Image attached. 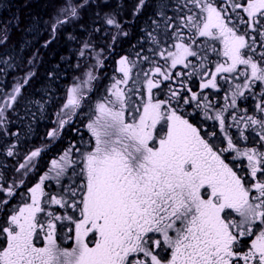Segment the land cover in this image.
<instances>
[{"label":"snow or ice","instance_id":"obj_1","mask_svg":"<svg viewBox=\"0 0 264 264\" xmlns=\"http://www.w3.org/2000/svg\"><path fill=\"white\" fill-rule=\"evenodd\" d=\"M89 6L90 0H59L52 33L81 20ZM145 6L139 0L137 13ZM169 6L161 0L135 59L120 57L94 103L97 67L67 89L46 135L50 142L66 129L79 135L73 119L87 108L88 141L69 140L25 192H17L24 179L5 187L0 176V194L21 197L0 224V264H264V0H175L172 15ZM96 15L117 29L113 42L128 35L115 16ZM101 30L92 28L89 37ZM90 51L91 39L84 40L79 56ZM103 63L97 57L96 65ZM34 75L28 71L10 91L0 90L4 134L6 113ZM221 92L223 104L213 102ZM250 95L259 96V116L239 114L238 100ZM193 105L222 136L181 114ZM15 149L8 146L6 156ZM47 150L34 149L15 171L27 177ZM51 180L57 194L45 191ZM9 202L0 199V207ZM65 231L71 246L58 243Z\"/></svg>","mask_w":264,"mask_h":264},{"label":"trees","instance_id":"obj_2","mask_svg":"<svg viewBox=\"0 0 264 264\" xmlns=\"http://www.w3.org/2000/svg\"><path fill=\"white\" fill-rule=\"evenodd\" d=\"M22 1L25 2V0H15L17 3ZM151 1L153 0H146V6L139 11L141 14L146 13L147 21L145 20L144 29L149 28L150 23L148 20L155 18L154 13L158 10V6L161 2V0H155L156 4L153 7L154 9L152 8V11L147 13V5ZM30 2L33 3V5L30 6V12L26 13L25 16L28 17L29 28L26 29L27 31H22L23 35L21 33V35L17 36L16 29H14V27L11 26L9 22H6L7 12L11 8L13 0H0V90L4 92L10 91L18 79L22 82V78L28 71H31L35 74L30 79L29 83L22 89L21 98L16 104L15 109L6 113L8 120L6 128L8 129L9 134H4L2 131H0V154L3 157H7L5 150L12 144L16 145L15 151L18 154L21 143L15 138L17 135L14 136L10 133L18 132V137H20V135H25V132L32 131L30 137L37 139L34 145L26 147L20 154L13 157H7L10 159V161L0 162V176H2L5 186L16 181L18 174L15 169L18 167L19 163L24 162V157L27 154L36 148L44 147L45 144H50L49 138L46 134L49 130L56 126L55 122L57 120V113L60 111L63 105L62 103L66 90L68 89V85L69 83H72L75 77L81 71L85 70L88 65L86 56L83 58L79 56L82 44H80L78 41L76 43L70 42L71 33L66 32L63 28H61L54 42L56 48L54 55L58 61V64L49 63L48 70L46 71L47 73L42 72L40 74H37L35 69L30 70L28 66L20 68L22 57H24L25 54H34L30 40H33L42 29L41 27H34L35 24L38 23L39 26H42L41 19L43 14H45V11L48 10L49 14L56 6V3H53V0H30ZM164 2L169 3L170 6L173 4L171 3V0H164ZM138 3L139 0H134L132 4L128 6V10L130 7L133 9L134 5L135 11L133 13L137 12L136 10ZM16 10L19 9L16 8ZM109 11L114 12L116 20L121 25H124V28L131 29L134 26L133 23L135 20L131 22V16L133 13L131 15H129V13H123L121 0H109ZM24 15L25 12L22 14L20 11V16L23 17ZM79 21L80 26L88 23V10L85 9V11L82 13V19ZM97 28L102 29L100 24ZM66 30H70V28H66ZM5 35L8 36L6 41L3 39ZM93 39H95L96 46L102 47L104 44H106L103 35L99 32L93 34V37L91 38L92 44L94 42ZM73 43L74 46L70 47V44ZM105 48L106 47L102 48V50ZM139 50L140 49L138 48L134 51H128L127 53L117 56L114 64H111L110 66L112 67L111 72H113L117 67V61L121 56L131 55L133 57V53ZM99 51L100 49L95 47V54L99 53ZM4 60H7L9 63H3L2 61ZM59 64H62L63 68H58ZM49 70H51V72H49ZM105 72L106 70L99 73L103 79L102 82L105 80V75H103ZM96 89L94 93L97 92ZM221 94L223 96V92H221L215 98H212V100L214 102L219 100L220 102ZM254 100L255 98H252L251 95L245 100H238L239 113L243 115L244 110H247V115L259 116L260 113L256 110H252L249 106V104L254 102ZM220 104H223V100L220 102ZM87 111L88 109L85 108L79 116L74 117L73 119L72 126L79 127L81 130L79 135L74 133L71 129H66L62 134L61 139L54 141L48 147L47 151L42 152L41 157L38 159V168L35 170L38 174L48 168V162L50 159L62 152L63 149L68 146L69 140L76 141L79 140L80 137H83L85 142L88 141L89 134L84 127V125L88 122L86 118ZM194 112L199 113L200 110L195 109ZM23 122H32V124L24 126ZM56 151L58 152L56 153ZM25 152L27 153L25 154ZM23 154L24 157L22 158ZM225 155H227V153ZM230 160L231 157L226 158V161ZM1 197L2 194H0V199Z\"/></svg>","mask_w":264,"mask_h":264},{"label":"bare ground","instance_id":"obj_3","mask_svg":"<svg viewBox=\"0 0 264 264\" xmlns=\"http://www.w3.org/2000/svg\"><path fill=\"white\" fill-rule=\"evenodd\" d=\"M53 3H56L55 8L48 14V10L45 11V14L42 16V26H39L38 23L35 24L34 27L38 28L41 27V31L36 35V37L33 40H30L31 47H33L34 54H25L24 57L21 59V67L23 68L25 66H28L30 70L35 69L37 74H40L42 72L47 73L48 70V64L49 63H55L58 64V61L55 57V38L59 34V30L63 28L66 32L71 33V37H75V39H70V42H82L84 40L91 39L93 37V34L91 37H89V32L92 28H97L100 24L102 27V30L99 32L103 35V38L106 42L102 47L95 45V39H93V45L94 48L97 47L100 49L99 53L95 55V58L93 62H96L97 57L99 59L103 60V69L107 70V65L112 63L113 59L117 56H120L124 53H127L128 51H134L139 48V42H141L142 34H144V28L145 23L142 20V14L135 13V21L139 25V28H136L133 26L131 29L121 28L123 29V32L128 33L127 36L119 35L118 39L113 42L112 36L117 35V29L113 26L105 25L103 23L102 19L97 18V13L100 14L102 17L104 13H109L110 15L115 16L114 12L109 11V0H90V6L85 8L89 11V21L87 24L80 26L79 22H72L64 24L62 27L58 29V31L53 34L51 29V24L54 22V19L56 17V13L59 8V0H53ZM134 0H121V6L124 12L128 11V6L132 4ZM82 2V0H81ZM33 5V3L30 2V0H25V2H15L13 0L11 8L7 12V18L6 22H9L11 26L16 29V35H23V30L27 31L26 29L29 28V20L26 16V13L30 12V6ZM19 9V10H16ZM83 10V12L85 11ZM20 11L22 14L25 12V15L23 17L20 16ZM82 12V13H83ZM116 17V16H115ZM60 19H64L63 16L60 17ZM66 28H70V30H66ZM15 35V34H14ZM70 47L74 46L73 44H70ZM106 47L104 50L102 48ZM115 47V48H114ZM29 61H32L30 64ZM143 66V65H142ZM58 68H63L62 64H59ZM51 72V70H49ZM10 88V87H9ZM24 126L31 125L32 122H23ZM14 132V131H13ZM17 137H15L18 141L21 143V147L18 151V154H20L26 147H29L31 145H34L37 141L36 138L30 137V134L32 131L25 132V135H20L18 132ZM58 151H56L57 153ZM27 152H25L26 154ZM17 154V155H18ZM24 157V154L22 155V158ZM21 158V160H22ZM10 161L9 158L3 157L0 154V162H7ZM5 211H3L4 213Z\"/></svg>","mask_w":264,"mask_h":264},{"label":"rangeland","instance_id":"obj_4","mask_svg":"<svg viewBox=\"0 0 264 264\" xmlns=\"http://www.w3.org/2000/svg\"><path fill=\"white\" fill-rule=\"evenodd\" d=\"M172 2L171 3H175V0H171ZM155 4H156V1L155 0H153V1H151V2H149L148 3V5H147V13H149V12H151L152 11V8L155 6ZM118 7H119V5H118ZM154 9V8H153ZM174 7H172V6H170L169 8H168V14L169 15H172L173 14V12H174ZM122 11H123V13H129V15H131L135 10H134V5H133V9L130 7V9L127 11V12H124V10L122 9ZM136 13V12H135ZM135 13H133L132 14V16H131V22L132 21H134L135 20ZM140 14H141V12H140ZM146 13L145 14H142V20H143V22L145 23V20H146ZM147 21V20H146ZM151 21H152V19L151 20H148V22L151 24ZM120 24V23H119ZM134 26L136 27V28H139V25L137 24V22L135 21L134 23ZM120 26H122L123 28H124V25H121L120 24ZM147 47H149V45L148 44H145V48H147ZM95 51H91L90 53H88V55L86 56V58H87V62H88V65H87V68H92V67H97V69H98V74L99 73H101V72H103V71H105L104 69H103V66L102 67H99V66H97L96 65V62H93V60H94V58H95ZM133 59H135V56H133L132 57ZM116 59L117 58H115V59H113V61H112V63L111 64H114V62L116 61ZM111 65L110 64H108L107 65V70H106V72H105V74H103V75H105V80L102 82V78H101V76H100V81H99V83H98V86H97V89H96V91L97 92H95L93 95H92V102L94 103L95 101H96V99L99 97V96H101L102 94H103V92H104V88L106 87V86H108L109 84H110V82H111V78L113 77V75L115 74V72L113 71V72H111V69H112V67H110ZM143 67L144 68H147L148 67V65H143ZM179 67V66H178ZM85 70H83V71H81L76 77H75V79L72 81V83H69V85H68V88L73 84V83H76V82H78L77 80H76V78L77 77H81L82 76V73L84 72ZM194 87H196V89H193L194 91L195 90H197V85H193V88ZM99 90V91H98ZM67 91V90H66ZM166 91V90H165ZM260 91V90H259ZM210 92L211 93H214L215 92V90H210ZM66 94V93H65ZM217 95H211V99L212 98H215ZM221 97H222V94L220 95V102H222V99H221ZM160 98H165L164 97V94L162 93L161 94V96H160ZM258 99H259V96H256L255 97V100H254V102H251V104H249V106L251 107V109L252 110H256L255 109V104L258 102ZM245 100V99H244ZM65 102V97H64V100H63V103ZM62 103V104H63ZM181 111V110H180ZM181 114H183L182 112H181ZM240 114V113H239ZM184 115V114H183ZM227 115V114H226ZM241 115V114H240ZM185 118L186 119H189V121L190 122H192L193 124H195L197 127H199V125L201 126V128L203 129V130H205V131H208V132H212V131H215V132H217L219 135H221L222 136V134H220L219 133V126H218V123L216 122V121H213V120H205V118H204V114H203V112L202 111H200L199 113H197V112H192L191 114H189L188 115V117H186L185 116ZM228 122L230 123L231 122V117H229L228 118ZM240 127L241 128H243V125L241 124L240 125ZM86 131H87V133H88V130L86 129ZM229 133L230 134H232V135H236L237 134V129H236V127L235 126H233L232 128H230L229 129ZM89 134V133H88ZM202 134H203V132H202ZM245 135H248L249 137H250V141L251 140H254L255 138H256V133L252 130V129H248V130H246L245 131ZM216 143L219 145L220 144V141L219 140H217L216 141ZM241 144H242V146L243 145H245V144H247V146H249V147H251V146H258V145H253L252 143H250V142H244V141H242L241 142ZM231 156H229L228 154L227 155H225V158H230ZM226 162H228V161H226ZM233 163H236V162H233ZM245 163H246V161H245ZM38 181V180H37ZM46 184L48 185L46 188H45V191H46V193L47 192H51L52 194H57L59 191H58V188H59V186L56 184V182H55V180H51V181H46ZM31 187V186H30ZM26 191V190H25ZM24 191V192H25ZM20 199H21V197H20V195H17L15 198H13L12 199V201L9 203V207H8V209H7V211L6 212H8V210L9 209H12V208H14L16 205H17V203L20 201ZM62 241L63 242H65V241H67V238H66V236H65V232H62Z\"/></svg>","mask_w":264,"mask_h":264},{"label":"flooded vegetation","instance_id":"obj_5","mask_svg":"<svg viewBox=\"0 0 264 264\" xmlns=\"http://www.w3.org/2000/svg\"><path fill=\"white\" fill-rule=\"evenodd\" d=\"M197 87H198V85H197ZM193 89H196V87H194ZM188 110H189V112L191 114L192 111H193V106L192 107H188ZM45 146L49 147V143L45 144ZM23 179L26 181L27 177H23ZM7 186H5V187H7ZM17 192H19V189L17 190ZM2 199H9L10 202L12 201V198H8V197H6L4 195L2 196ZM8 207H9V204H8L6 209L5 208L3 209V208L0 207V224H3L2 222H4V220L6 219V217L8 215V212H6ZM3 211H5V212L3 213ZM65 236L67 238L66 231H65ZM61 237H62V232H58V243H60L62 246H71L73 241L67 239V241L63 242ZM37 246H42L41 242L37 241Z\"/></svg>","mask_w":264,"mask_h":264}]
</instances>
